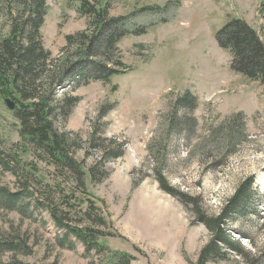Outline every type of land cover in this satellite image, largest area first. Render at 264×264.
Returning a JSON list of instances; mask_svg holds the SVG:
<instances>
[{
    "label": "rangeland",
    "instance_id": "1",
    "mask_svg": "<svg viewBox=\"0 0 264 264\" xmlns=\"http://www.w3.org/2000/svg\"><path fill=\"white\" fill-rule=\"evenodd\" d=\"M102 1L109 4L110 16L127 18V31L146 32L121 37L118 56L125 71L108 82L69 90L79 100L66 121L54 122L59 132L76 139L80 149L74 156L94 168L99 179L85 176V190L91 195L69 179L68 189L74 186L84 205L60 206L70 209L66 221L98 230L101 247L86 251L83 242L54 223L48 210L32 208L26 200L24 213L0 209V241H25L27 247L3 251L0 264H111L112 253L131 255L129 264H196L211 234L190 205L161 189V177L194 197L206 215L218 214L238 186L252 177L245 213L227 224L226 233L247 250L255 247L258 263L264 264L262 86L231 71L228 51L214 39L224 22L240 18L264 41V0ZM46 5L42 45L58 56L66 46L65 36L86 29L88 21L76 11L78 0H46ZM4 20L0 15V26ZM186 93L192 104L183 108L177 99ZM237 114L239 121H232ZM93 136L101 149L91 146ZM0 137L5 146L19 140L13 109L2 97ZM102 145L114 152L121 146V156L108 154L99 165ZM37 166L43 175L49 172L46 182L57 176L43 162ZM15 181L10 171L0 170V187L14 191ZM88 200L95 202L93 217L87 214ZM225 250V258L206 264H244Z\"/></svg>",
    "mask_w": 264,
    "mask_h": 264
},
{
    "label": "trees",
    "instance_id": "2",
    "mask_svg": "<svg viewBox=\"0 0 264 264\" xmlns=\"http://www.w3.org/2000/svg\"><path fill=\"white\" fill-rule=\"evenodd\" d=\"M109 9V4L102 0H78L76 11L79 16L86 18L88 26L82 31L66 35V46L58 53L60 55L52 56L42 45L40 31L47 13L46 0L0 2V15L5 18L0 26V97L14 102L13 117L19 135L17 142L6 146L0 137V170L10 171L18 185L14 191L0 187V209L21 213L29 205L37 210L46 209L58 227H64L84 243L86 251L101 247L97 240L100 236L98 230L66 221L70 209L63 210L65 205L60 206V203H67L75 209L76 206L81 208L84 204L80 203V197L75 196L74 186L68 189L67 181L73 180L84 188V193L91 195L85 190L84 179L86 175L97 179L96 173L94 168H86L83 162L78 161L74 152L80 149V145L69 133L59 132L54 122L58 119L66 121L79 100L69 90L94 81L108 82L112 76L125 71L126 66L118 56L117 44L121 37L146 32L142 28L127 31L124 26L127 18L110 16ZM5 25L7 28L3 32ZM214 39L218 47L229 52L231 71L258 81L264 95V41L258 33L244 20L231 18L216 31ZM191 100V96L186 93L178 97L177 104L184 108L192 104ZM239 116L237 114L232 121H237ZM240 127L243 125L240 124ZM91 140L92 147L99 145L94 136ZM99 147L101 149V144ZM116 148L114 152V148L106 149L102 145L99 165L103 166L108 154L112 155L111 158L121 156V146ZM24 157H30V160H24ZM38 161L54 169L57 176L46 182L49 172L43 175L37 166ZM103 174L105 176L107 173L104 171ZM61 181L66 183L62 184ZM158 181L163 191L179 197L185 206L190 205V210L211 234L196 264H206L218 257L225 258V249L242 258L244 264H259L260 255L255 247L252 251L247 250L226 233L227 224L237 215L245 213L243 206L252 194V177L238 186L235 194L216 215L203 213L194 197L175 190L163 177L158 178ZM90 207L87 214L93 217V200ZM261 226L264 227V220ZM221 244L225 248L222 249ZM26 248L25 241H0V253L25 251ZM131 259L132 256L127 253H112L108 256L111 264L114 261L129 264Z\"/></svg>",
    "mask_w": 264,
    "mask_h": 264
},
{
    "label": "water",
    "instance_id": "3",
    "mask_svg": "<svg viewBox=\"0 0 264 264\" xmlns=\"http://www.w3.org/2000/svg\"><path fill=\"white\" fill-rule=\"evenodd\" d=\"M5 103H6V105H7V107L9 108V109H13L14 108V102L12 101V100H10L9 98H6L5 99Z\"/></svg>",
    "mask_w": 264,
    "mask_h": 264
}]
</instances>
